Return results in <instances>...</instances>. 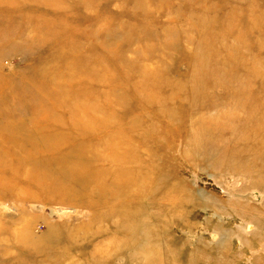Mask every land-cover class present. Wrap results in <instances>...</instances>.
I'll use <instances>...</instances> for the list:
<instances>
[{"label": "rangeland", "instance_id": "1", "mask_svg": "<svg viewBox=\"0 0 264 264\" xmlns=\"http://www.w3.org/2000/svg\"><path fill=\"white\" fill-rule=\"evenodd\" d=\"M53 71L60 84L36 92L79 86L93 116L135 127L129 143L160 185L144 203V260L116 247L118 210L93 221L78 198L0 190V264H264V0L0 2L2 121L30 119L11 101Z\"/></svg>", "mask_w": 264, "mask_h": 264}, {"label": "bare ground", "instance_id": "2", "mask_svg": "<svg viewBox=\"0 0 264 264\" xmlns=\"http://www.w3.org/2000/svg\"><path fill=\"white\" fill-rule=\"evenodd\" d=\"M210 69H206L205 76ZM49 79L60 84L54 71L45 72L32 78L30 89L20 91L11 101L13 109H29L30 119L3 122L1 117L8 119L10 110L0 109V190L23 203H67L78 198L81 206L92 212L93 221L112 217L118 210L117 227L122 231L116 247H124L125 260L131 259L133 252L144 260V203L146 199L157 202L160 185L157 181L146 182V173L153 168L142 163L129 143L127 131H135L134 125L112 115L93 116L92 110L77 98L79 86L69 85L67 92L61 87L64 92L53 99L48 97L47 89L36 92L32 87ZM5 102L0 97V106ZM105 105L111 108L107 102ZM256 131L253 127L251 134ZM148 138L158 144L147 134L140 142L145 144ZM99 164L104 167H97ZM132 204L137 211H133Z\"/></svg>", "mask_w": 264, "mask_h": 264}]
</instances>
